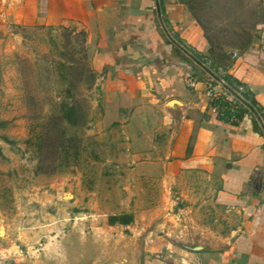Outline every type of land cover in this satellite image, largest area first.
Returning a JSON list of instances; mask_svg holds the SVG:
<instances>
[{
	"label": "crops",
	"instance_id": "crops-1",
	"mask_svg": "<svg viewBox=\"0 0 264 264\" xmlns=\"http://www.w3.org/2000/svg\"><path fill=\"white\" fill-rule=\"evenodd\" d=\"M191 1L0 0L3 170L13 166L11 143L16 138L10 133L20 131L22 123L14 120L12 112L15 94L6 90V71L14 69L10 56L21 50L24 31L77 24L87 33L95 88L101 95L99 131L117 126L125 135L131 173L144 182H158L157 196L164 200L156 207L153 202L147 204L143 209L147 218L138 227L135 197L143 195L151 201L155 195L147 185L139 191L124 184L119 189L123 198L116 200L113 212L106 207L118 189L91 191L88 210L78 216L58 213L76 205L71 200L59 203L75 198V191L52 193L50 200H57L56 207L24 208L38 214L50 207L45 221L33 219L26 226L34 235L27 241L41 246L45 239L44 247H33L27 256L15 252L12 258L33 260V264L62 262L69 257V237L78 233L79 248L91 245L94 250L87 264H133L135 249L140 253L137 264H264V22L257 26L248 48L228 50L229 58L219 61L230 79L244 85L256 102L251 110V100L245 99L248 113L233 125L218 119L206 94L210 78L199 62L202 57L214 62V56ZM198 73L200 83L189 88L187 78ZM172 101L179 104L174 110L168 107ZM16 125L19 128L12 131ZM198 195L207 199L210 223L190 224L194 232L183 242H171L169 233L155 235V230L167 229L168 221L187 228L182 216L195 208L185 212L173 207L175 201ZM217 213L222 216L221 226L217 224L220 216H213ZM155 217L166 219L156 225ZM135 230L141 239L125 235ZM9 231L8 221L0 219L1 238L8 237ZM37 231L42 234L39 239ZM23 234L19 237L25 241Z\"/></svg>",
	"mask_w": 264,
	"mask_h": 264
},
{
	"label": "rangeland",
	"instance_id": "rangeland-1",
	"mask_svg": "<svg viewBox=\"0 0 264 264\" xmlns=\"http://www.w3.org/2000/svg\"><path fill=\"white\" fill-rule=\"evenodd\" d=\"M191 2V6L195 8L196 14L201 19L216 20L208 25L210 35L217 36L221 40L218 46L226 51L231 50L234 43L232 35L240 36V23L246 22L245 27L250 29V34L255 37L257 32L255 23L261 21L264 14V5L260 0H192ZM65 27L68 31L60 27L40 29L36 32L31 30L29 33L24 31L25 41L21 50L13 53L14 57L10 56L14 69L6 71L8 76L6 90L15 94L12 104L15 109L12 112L13 115L16 114L14 120H20L22 123L20 131L10 133V136L16 138L11 143L13 150L11 154L15 159L13 166L11 165L10 170L4 171V167L0 164V219L7 220L10 225L9 236L6 238L0 236V264H33V260H16V257L12 258V255L16 252L18 255L27 256L29 252H33V247H44L45 239L42 240L41 246L39 243L30 244L27 241V238L33 239L34 235L33 232L28 233L26 226L31 225L33 219L45 221L50 207L38 214H35L33 210L27 212L24 208L50 205L56 207L57 200H50L52 193L75 191V198L67 197L59 200V203L71 200L73 204L76 202V205L67 209L66 212L59 210L57 212L61 216L69 214L78 216L88 210L85 209L87 195L91 191L103 192L104 188H110V186L118 189L117 193L112 195V203L109 202L110 205L106 207L108 211L113 212L116 200L123 198L119 189H122L124 184L139 187V191L140 187L147 185L155 195L151 201H149L150 198L142 197L143 195L135 197V209L138 212L134 214L137 220L141 221L136 222L138 227H141L143 220L147 218V214L143 213L147 204L153 202L152 206L156 207L164 202L161 196H157L158 182H144L143 179L131 173L125 135L117 126L99 131L101 129L99 121L103 115L102 105L99 102L100 91L98 87L95 88V85H88L87 75L80 74L82 68L92 69L90 56L87 54V58L85 57L82 38L79 35L83 29L77 24H68ZM222 31L228 33L224 35ZM219 52L217 50L215 56H218ZM70 82L76 84L71 95L67 94ZM73 101L87 106L88 124L83 128L66 125L67 134L74 138V142L68 151H61L54 175H38L36 171L40 157V143L48 121L51 117L59 115L62 103ZM17 128L19 125H16L12 131ZM108 191L110 193V189ZM206 201V198L199 195L185 201H175L173 210L182 209L187 212L190 208H195L193 213L182 216V219H185L184 223L189 226L187 228L175 226L172 221H168L167 229L155 230V235L164 236L169 233L168 238L171 242H183L189 234L194 232L191 225L195 226L196 222L203 225L210 223L211 215L206 212V209L210 208H207ZM170 203L172 204L171 201ZM196 210L199 211L196 213ZM213 216L215 218L220 216L217 224L221 226L222 216L219 213ZM155 218L156 225L157 221L166 219ZM12 225L14 227H11ZM22 232L26 236L25 241L19 237ZM53 234L56 235V232ZM37 235L38 239L42 237L39 231ZM125 235L141 239V234L137 230L134 233L127 231ZM38 239L37 242H39ZM77 239L78 233L69 237L70 241H67L69 257L62 262L54 261L53 264L88 263V258L95 255L93 247L86 245V249H81ZM136 246L141 247L140 244ZM134 258L133 264L139 263V250H134ZM105 263L103 261L101 264Z\"/></svg>",
	"mask_w": 264,
	"mask_h": 264
},
{
	"label": "trees",
	"instance_id": "trees-1",
	"mask_svg": "<svg viewBox=\"0 0 264 264\" xmlns=\"http://www.w3.org/2000/svg\"><path fill=\"white\" fill-rule=\"evenodd\" d=\"M263 2V0H260ZM192 12L195 15V18L199 25L204 30V36L207 42L211 46V54L214 56L213 60L216 64H220L219 61L221 58H229L226 50H222L220 45L221 40L217 38L215 35H210L209 24H212L214 20H204L201 19L197 14L195 8L191 6ZM261 19V18H260ZM264 22V14L262 16L261 21L255 23V30L259 24ZM246 22H242L239 25V30L241 32L240 36L233 34V44L231 49H246L248 48L254 39V35L250 34V29L245 27ZM253 27V26H252ZM251 27V28H252ZM60 29L64 31H68V28L65 26H60ZM222 34L226 35L227 31H222ZM82 38V43L84 46L85 57L87 58L88 50H87V33L82 30L79 33ZM226 38V37H224ZM220 51L218 56L216 55V51ZM81 76L87 75V83L88 85H95L96 82V74L91 68H82L80 71ZM76 84L74 82L69 83V88L67 89V94L71 95L72 91L75 89ZM247 100H251V103L248 105L249 109L253 110L252 107L256 106V102L252 100L250 93L246 94L245 97ZM246 103V102H245ZM244 102L239 105H233L228 99L223 96H217L216 98L211 100V107L216 109L218 119L221 121H225L227 123H232L233 125H237L239 121H241L245 115H247L246 108L247 106ZM251 105V106H250ZM59 115L53 116L49 119L48 124L42 134V139L40 143V157L39 163L36 173L38 175H46L51 176L54 175L57 171V160L60 156L61 151L70 149L71 144L74 142V138L68 136L66 125L69 127L75 128H83L88 124V108L84 103L73 101L71 103H62L60 106Z\"/></svg>",
	"mask_w": 264,
	"mask_h": 264
},
{
	"label": "built area",
	"instance_id": "built-area-1",
	"mask_svg": "<svg viewBox=\"0 0 264 264\" xmlns=\"http://www.w3.org/2000/svg\"><path fill=\"white\" fill-rule=\"evenodd\" d=\"M199 63L204 73L210 78L209 84H207L206 94L211 100L217 96H223L236 106L245 102L246 94L249 93L248 90L244 85L233 82L223 67L215 64L211 59L206 57L200 58ZM202 75L198 73L189 76L187 78L188 87L195 89L200 83ZM217 88H221V91L217 92Z\"/></svg>",
	"mask_w": 264,
	"mask_h": 264
},
{
	"label": "water",
	"instance_id": "water-1",
	"mask_svg": "<svg viewBox=\"0 0 264 264\" xmlns=\"http://www.w3.org/2000/svg\"><path fill=\"white\" fill-rule=\"evenodd\" d=\"M178 102L172 101L168 104L169 109L174 110L178 106ZM195 250H199V248H195Z\"/></svg>",
	"mask_w": 264,
	"mask_h": 264
}]
</instances>
